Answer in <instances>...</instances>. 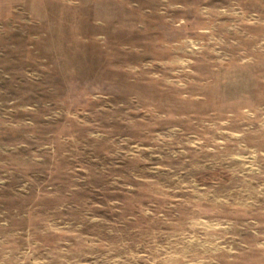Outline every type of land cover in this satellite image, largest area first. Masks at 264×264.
Masks as SVG:
<instances>
[{
	"label": "rangeland",
	"instance_id": "obj_1",
	"mask_svg": "<svg viewBox=\"0 0 264 264\" xmlns=\"http://www.w3.org/2000/svg\"><path fill=\"white\" fill-rule=\"evenodd\" d=\"M0 264H264V0H0Z\"/></svg>",
	"mask_w": 264,
	"mask_h": 264
}]
</instances>
